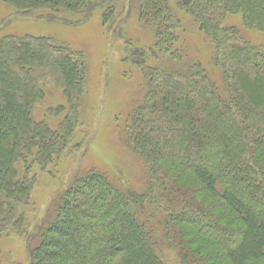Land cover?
I'll use <instances>...</instances> for the list:
<instances>
[{
    "label": "trees",
    "instance_id": "16d2710c",
    "mask_svg": "<svg viewBox=\"0 0 264 264\" xmlns=\"http://www.w3.org/2000/svg\"><path fill=\"white\" fill-rule=\"evenodd\" d=\"M20 15L88 19L110 0H4ZM148 46L125 41L145 80L123 140L142 162L144 186L78 172L54 200L28 264H264V44L228 24L264 32V0H178L211 43L220 87L183 44L170 0H135ZM49 12V13H48ZM60 19L68 20L66 17ZM87 62L51 36L0 33V234L26 233L36 181L69 149L82 122ZM49 87L66 102L35 115ZM54 119L56 122L54 123Z\"/></svg>",
    "mask_w": 264,
    "mask_h": 264
},
{
    "label": "rangeland",
    "instance_id": "374dc122",
    "mask_svg": "<svg viewBox=\"0 0 264 264\" xmlns=\"http://www.w3.org/2000/svg\"><path fill=\"white\" fill-rule=\"evenodd\" d=\"M170 0L183 22V44L189 56L200 61L221 87L222 72L212 63V45L194 22L191 14ZM115 5L113 19L105 23V7L101 6L82 22L76 16L59 13L47 18L20 15L0 0V33L51 36L82 52L87 62L86 91L81 100L82 122L72 143L59 159L45 169L36 167L32 200L27 207L29 218L26 233L0 234V264H28L32 238L48 217L55 197L64 191L78 172L96 168L121 181L124 187L141 190L144 186L142 162L123 140L124 127L130 112L144 98L146 80L141 70L125 57V41L133 39L148 46L153 35L139 22L135 0H110ZM49 13V12H48ZM66 17L68 20L60 19ZM228 24L238 26L255 44H264V32L243 25L241 14H231ZM66 98L59 87H49L47 95L35 110L38 119L46 110L64 104ZM54 123L56 119L53 120ZM172 264H180L173 251L167 252Z\"/></svg>",
    "mask_w": 264,
    "mask_h": 264
}]
</instances>
